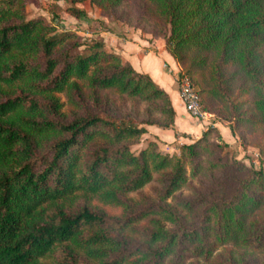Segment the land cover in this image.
Here are the masks:
<instances>
[{
  "label": "trees",
  "instance_id": "16d2710c",
  "mask_svg": "<svg viewBox=\"0 0 264 264\" xmlns=\"http://www.w3.org/2000/svg\"><path fill=\"white\" fill-rule=\"evenodd\" d=\"M91 1L104 8L122 2ZM143 2L169 22L164 49L202 108L208 97L231 101L230 63L254 80L253 122L264 125V0ZM68 11L83 15L75 5ZM77 80L96 102L99 91L112 89L145 101L163 120L89 110L60 119L55 93L81 100ZM174 116L169 94L103 41L57 32L26 19L23 0H0V264H185L189 254L211 261L220 246L240 249V262L264 257V170L223 153L208 137L221 136L216 126L180 144L179 154L155 139L132 150L148 126L168 128ZM154 175L152 198L128 197ZM185 186L190 195L181 192ZM93 199L120 213H106Z\"/></svg>",
  "mask_w": 264,
  "mask_h": 264
},
{
  "label": "rangeland",
  "instance_id": "374dc122",
  "mask_svg": "<svg viewBox=\"0 0 264 264\" xmlns=\"http://www.w3.org/2000/svg\"><path fill=\"white\" fill-rule=\"evenodd\" d=\"M23 2L26 19L40 18L45 23L54 25L57 32L69 30L88 42L90 40L103 41L105 49L108 51H113L118 42L133 38L145 39L150 48L156 46L165 48V40L170 34L169 22L165 21L163 17H158L153 12V7L145 4L143 0H122L119 5L110 8H104L91 0H23ZM73 5L83 10L82 17L77 18L69 13L68 7ZM177 63L179 64L178 61ZM179 67L182 72H185L180 64ZM163 68L169 71L167 65L163 64ZM261 73L260 79L264 84V67H262ZM172 75L175 88L179 93L177 76L175 73ZM224 76L226 77V90L231 96V101L222 103L213 97H208L209 108L203 109L209 113V122L203 123V128L211 130L216 122L228 127L227 137H223L222 134L217 137L215 132H211L208 135L209 139L221 143L223 153H226L230 158L236 159L246 166L264 170V125L253 122V117L257 116L253 104L256 97L255 82L248 80L236 65L230 63L225 66ZM77 81L83 91L81 100L75 94L68 98L64 92L55 93L62 104L60 116L58 115L60 119L69 120L74 115H81L89 110L117 117L127 114L134 120L147 117L163 120L162 115L156 109L149 108L145 101L126 97L112 89L99 91L100 99L96 102L90 88L82 80ZM19 87L15 84L3 88L11 92L14 88ZM149 139L151 138L144 134L138 143L131 146L132 150L137 152L145 146ZM179 146L180 144L177 145V150L172 153L179 154ZM158 147L161 149L159 144ZM190 183L192 186L198 187L197 179L190 178ZM158 188L159 183L154 175L150 182L144 184L138 191L129 193L128 197L135 200L152 198ZM181 192L190 195L191 190L185 186L181 188ZM92 204L110 215L120 213L118 207L104 204L96 199L92 200ZM261 214L264 216V212ZM140 224L143 225L144 222ZM240 251L238 248L220 246L213 253L211 261L205 262L189 254L185 264H264V257L260 256L240 262L238 256Z\"/></svg>",
  "mask_w": 264,
  "mask_h": 264
},
{
  "label": "crops",
  "instance_id": "0c3cea01",
  "mask_svg": "<svg viewBox=\"0 0 264 264\" xmlns=\"http://www.w3.org/2000/svg\"><path fill=\"white\" fill-rule=\"evenodd\" d=\"M125 60H127L136 71L147 73L160 85L170 96L175 110L174 122L168 128H162L155 125L147 127L148 135L155 139L161 149L172 152L177 150V145L189 143L199 137L205 130L203 123L193 118L184 106L180 95L175 88V81L172 73L180 68L175 58L163 47L156 46L150 48L145 39L133 38L118 42L113 48ZM163 64L168 66L169 71L163 68ZM223 137L229 134L228 127L214 123Z\"/></svg>",
  "mask_w": 264,
  "mask_h": 264
},
{
  "label": "built area",
  "instance_id": "2783aa9c",
  "mask_svg": "<svg viewBox=\"0 0 264 264\" xmlns=\"http://www.w3.org/2000/svg\"><path fill=\"white\" fill-rule=\"evenodd\" d=\"M175 75L179 82V94L186 111L198 122L208 123V112L202 108L198 93L192 87L189 77L179 68Z\"/></svg>",
  "mask_w": 264,
  "mask_h": 264
}]
</instances>
